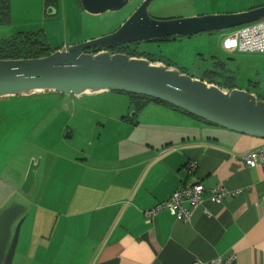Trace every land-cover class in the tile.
<instances>
[{
    "label": "crops",
    "instance_id": "obj_1",
    "mask_svg": "<svg viewBox=\"0 0 264 264\" xmlns=\"http://www.w3.org/2000/svg\"><path fill=\"white\" fill-rule=\"evenodd\" d=\"M230 1L237 2L204 14L255 9ZM105 93L84 94L75 103L74 96L54 92L0 98V212L14 201L27 207L11 264H199L230 253L235 264H264V169L243 160L264 140L154 102L134 121L114 109L107 116L113 122L104 123L101 109L88 100ZM61 113L69 114L73 127L56 122ZM29 120L23 136L12 141ZM29 132L38 142H30ZM86 132L93 139L77 138ZM30 144L40 152L31 154ZM31 161L39 164L25 197L21 187ZM197 182L222 187L224 200L214 204L205 194L188 221L167 211L148 215Z\"/></svg>",
    "mask_w": 264,
    "mask_h": 264
},
{
    "label": "water",
    "instance_id": "obj_2",
    "mask_svg": "<svg viewBox=\"0 0 264 264\" xmlns=\"http://www.w3.org/2000/svg\"><path fill=\"white\" fill-rule=\"evenodd\" d=\"M130 0H78L91 16L116 12ZM142 0L114 32L35 59H0V98L43 92L79 97L118 92L154 99L222 129L264 140V100L241 89H224L194 79L173 66L108 50L142 42L191 37L235 29L264 19V6L242 13L161 21ZM52 13L51 15H54ZM93 50H101L95 54ZM129 118L135 115L132 105ZM129 111V112H130ZM39 163L30 162L21 191L29 197ZM27 207L11 202L0 212V264H11Z\"/></svg>",
    "mask_w": 264,
    "mask_h": 264
},
{
    "label": "rangeland",
    "instance_id": "obj_3",
    "mask_svg": "<svg viewBox=\"0 0 264 264\" xmlns=\"http://www.w3.org/2000/svg\"><path fill=\"white\" fill-rule=\"evenodd\" d=\"M141 1L130 0L119 11L107 12L100 16H91L82 10L78 0H59L56 10L57 14L48 16L45 14L44 0H9V21L0 23V39L18 33L41 31L50 49L64 50L72 45L114 32L134 13ZM228 1L155 0L149 5L148 13L152 18L161 21L217 15L204 14V12L211 13L220 9L224 10L222 8ZM241 1L247 3L250 8H257L254 6L258 5L264 6V0ZM237 2L239 3L240 0H237ZM237 2L230 1L229 5L238 4ZM232 32L233 29H227L212 33H201L191 37H176L171 41L142 42L135 44L134 49H137L139 53H147L152 57L161 59V61L171 64L190 77L206 78V72H212L213 70L217 72L214 74L217 82L225 81L227 78L232 81L235 77L234 82L237 88L264 97V55L224 52L221 47L222 40ZM105 94L104 96L88 100L90 106L101 109L100 118L104 123L113 122L107 119V116L114 115V109L123 110L124 115L132 113L130 111L132 105L129 96L110 91ZM46 99L48 100V98ZM63 99L70 103L66 98ZM73 101L74 103L76 102L75 97ZM2 108L10 109L11 106L6 105ZM8 118L11 120L10 122H16L18 119V117L14 116ZM31 121L24 122L23 127L18 129L12 141L17 142L23 136V132ZM56 122L58 124L65 123L69 128L73 127L68 113H61ZM109 130L111 132L114 130L112 124H109ZM68 132L65 133V143L71 145L72 140L67 139ZM102 134L105 135L103 132ZM54 136L55 134H52L50 138H54ZM92 136V133L86 132L82 135L78 134L77 138L81 137L89 140L90 138L93 139ZM38 138L29 132L31 143L33 141L38 142ZM94 138H98L97 133ZM30 147L31 154L40 152L39 149L33 148L31 144ZM73 151L76 152L75 149Z\"/></svg>",
    "mask_w": 264,
    "mask_h": 264
},
{
    "label": "built area",
    "instance_id": "obj_4",
    "mask_svg": "<svg viewBox=\"0 0 264 264\" xmlns=\"http://www.w3.org/2000/svg\"><path fill=\"white\" fill-rule=\"evenodd\" d=\"M221 47L229 53L264 55V19L233 29V32L222 40ZM243 160L250 168L261 166L264 169V147L248 153L243 157ZM196 167V163L188 166L190 172H194ZM205 194H208L207 200L209 202L220 204L227 193L222 187L206 189L203 184L197 182L191 186L182 187L174 192L170 198L157 203L148 211V215L154 217L162 211H167L178 220L188 221L193 210L204 203ZM229 194L234 196L236 192ZM235 262V254L230 253L224 259L199 264H235Z\"/></svg>",
    "mask_w": 264,
    "mask_h": 264
},
{
    "label": "trees",
    "instance_id": "obj_5",
    "mask_svg": "<svg viewBox=\"0 0 264 264\" xmlns=\"http://www.w3.org/2000/svg\"><path fill=\"white\" fill-rule=\"evenodd\" d=\"M58 1L59 0H44V9H45L46 15L50 16L52 13L57 12L56 10L58 8ZM8 21H9V1L0 0V23H6ZM171 40H174V38L154 41V42L171 41ZM134 46L133 47L119 46V47H114L111 50H113L114 53L120 52L129 57L146 58L151 63L159 62V63H163L167 67L172 66L169 63L162 62L161 59H157L148 54L137 52V49H134ZM53 51H56V50H52L48 47V45L46 44L44 40L43 33L41 31L18 33L10 37L0 39V59L2 60L41 58V57L49 55ZM94 53L96 52L94 51ZM181 73L184 74L183 71H181ZM214 74L216 73H214L213 71L212 72L207 71L206 78H202V80L206 81L209 84L217 85L218 87L224 88V89L236 88V85L234 83L235 78L232 79V81L227 78L223 83H219L215 80L216 77ZM126 95L129 96V98L131 99V105H133L135 109V115L132 118L128 117L129 121H134L137 111L140 110L145 104L149 102L165 104L160 101L150 99L147 97H143V96H136V95H129V94H126ZM258 98L264 100V97L259 96ZM167 106L172 107L173 109L181 111L183 113H186L171 105H167Z\"/></svg>",
    "mask_w": 264,
    "mask_h": 264
},
{
    "label": "flooded vegetation",
    "instance_id": "obj_6",
    "mask_svg": "<svg viewBox=\"0 0 264 264\" xmlns=\"http://www.w3.org/2000/svg\"><path fill=\"white\" fill-rule=\"evenodd\" d=\"M131 46L133 47L134 45H130V46H128V47H131ZM94 51L97 53V52H100L101 50H99V51H97V50H93V51H90L89 53L95 54ZM108 51H109L110 53H114V51L111 50V49H109ZM116 53H120V52H116ZM219 72H220V70H219ZM214 73H215V72H214ZM184 74H186V73H184Z\"/></svg>",
    "mask_w": 264,
    "mask_h": 264
}]
</instances>
